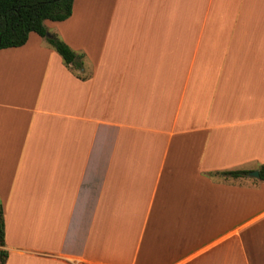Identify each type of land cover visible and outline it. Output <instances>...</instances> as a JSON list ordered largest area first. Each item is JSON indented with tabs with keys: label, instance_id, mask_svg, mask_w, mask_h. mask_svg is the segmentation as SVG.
I'll use <instances>...</instances> for the list:
<instances>
[{
	"label": "crops",
	"instance_id": "crops-1",
	"mask_svg": "<svg viewBox=\"0 0 264 264\" xmlns=\"http://www.w3.org/2000/svg\"><path fill=\"white\" fill-rule=\"evenodd\" d=\"M0 49L4 264H264V0H74Z\"/></svg>",
	"mask_w": 264,
	"mask_h": 264
},
{
	"label": "trees",
	"instance_id": "trees-1",
	"mask_svg": "<svg viewBox=\"0 0 264 264\" xmlns=\"http://www.w3.org/2000/svg\"><path fill=\"white\" fill-rule=\"evenodd\" d=\"M74 0H0V49L24 45L31 32H36L61 55L67 65L83 67L82 55H78L66 42L54 34L47 36L46 20L62 21L72 15ZM248 170L226 171L224 175L240 177ZM264 180V165L259 168ZM5 245L4 210L0 201V264H4L8 252Z\"/></svg>",
	"mask_w": 264,
	"mask_h": 264
},
{
	"label": "water",
	"instance_id": "water-1",
	"mask_svg": "<svg viewBox=\"0 0 264 264\" xmlns=\"http://www.w3.org/2000/svg\"><path fill=\"white\" fill-rule=\"evenodd\" d=\"M47 36H50V33H47ZM250 175L253 176V177L259 178L260 177L259 170L256 169V170L251 171Z\"/></svg>",
	"mask_w": 264,
	"mask_h": 264
}]
</instances>
